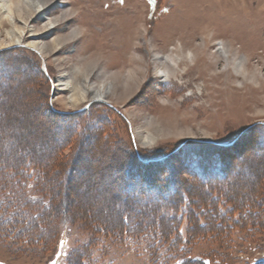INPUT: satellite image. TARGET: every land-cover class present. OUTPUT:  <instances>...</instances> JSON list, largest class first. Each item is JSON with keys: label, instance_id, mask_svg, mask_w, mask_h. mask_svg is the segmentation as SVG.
<instances>
[{"label": "rangeland", "instance_id": "rangeland-1", "mask_svg": "<svg viewBox=\"0 0 264 264\" xmlns=\"http://www.w3.org/2000/svg\"><path fill=\"white\" fill-rule=\"evenodd\" d=\"M43 1V12L34 4L23 19L0 18V167L25 155L40 166L54 152L42 178L60 212L54 232L39 229L48 242L1 225L0 264H150L134 244L93 234L79 220L115 226L127 215L131 223H152L155 209L137 216L141 211L121 198L166 208L174 182L187 191L237 176L233 188L243 199L256 192L255 208L264 214V0ZM14 28L22 33L12 42ZM179 46L187 58L182 70L162 73ZM59 80L108 94L75 104L74 91L62 90ZM147 136L152 145H143ZM130 154L142 168L132 166ZM147 170L162 187L170 181L168 189L147 191ZM7 180H0V223L33 215L31 201L44 198L26 181ZM250 226L228 227L222 234L229 239L187 242L184 216L179 248L211 264H257L264 229Z\"/></svg>", "mask_w": 264, "mask_h": 264}, {"label": "trees", "instance_id": "trees-1", "mask_svg": "<svg viewBox=\"0 0 264 264\" xmlns=\"http://www.w3.org/2000/svg\"><path fill=\"white\" fill-rule=\"evenodd\" d=\"M63 125L66 126V123H63ZM65 141L64 139V142ZM65 143L67 144L68 140ZM114 146L116 147V145ZM55 156L56 154L53 152L51 156L52 161L47 164H39L40 166L31 160L33 159L32 157L27 155L17 158L13 163H3L0 167V180H2V182H5L7 179L10 182L15 179L18 180L19 183L26 181L33 186L35 191L39 192L44 198L42 200L44 202L37 205L39 203L37 202L38 199L36 201L32 200V207L34 206L36 208V210L32 212L34 213L33 215L25 217L23 214L17 213L13 217L6 219L7 221L1 222L0 226L6 227L11 225L13 228H21L18 233L25 236L29 241L48 242L51 236L47 234V231L50 228V232H54V228L50 225L52 221H54L53 219H56V215H59L60 209L56 203V205L53 204V200H49V197L53 198L54 191L52 186L42 178V173L43 170L48 171V169L52 167V162L56 159ZM130 157L132 166L139 165L140 168L143 167L142 164L140 165L138 162H134L136 158L134 159L135 156L133 154H130ZM237 166L238 168L236 169L241 168L239 165ZM39 167H41V170L38 169ZM123 172L124 176L128 174V170H124ZM147 172L148 170L142 172V175L149 174L152 176V179L145 181V186H147L145 189L155 193V187L163 182L154 178L156 175L155 171H153L155 174L152 173V171H149V173ZM157 179H159V176ZM8 180L7 183L9 182ZM239 180L237 176H233L230 180L226 179L221 182H196L194 186L201 189L195 190L196 187L193 188L192 186L190 190L187 191L183 188L179 191L178 188H176L178 184L174 182V187L172 188L173 192L168 196V200L166 199V208H163L161 203H152L150 201L136 206V203H138L137 201H139L137 199L138 196L133 197V199H130V196L129 198L126 196L124 199L121 198V201L128 205V210L134 209L135 207V209L141 211L140 214L136 213L137 216H144L146 210L150 209V211H153V209H155L153 211V214L156 215L154 217L155 221L152 223L150 220L147 222L145 221V223L140 220L131 223L127 215L123 216L121 222L115 226H109L107 223L98 219H90V225L87 223V218L80 219L75 216V220L79 218L81 223L92 228L90 232H93V234H101L106 237L109 236L117 242L122 241L124 244L126 242L134 244L140 249L142 255L144 254V256L149 258L150 264H211L207 257H185V252L182 248H179L180 242L183 243L179 228L185 216L188 220V227L190 228L185 233V241L187 240V242L206 239V237L209 236L220 238L221 240L229 239L230 236L222 234L228 230V227L243 228L245 225H247V227L252 225L250 227L263 230L264 214L262 213L261 215L259 207L255 208L256 204H258V198L257 200L254 199V197H261L258 196L256 192H252L250 198L243 199L239 196L237 188H233V184ZM122 182L118 186L127 193V190H124L126 189L127 182ZM169 183L170 181L165 184V188L159 185V189H168ZM192 188L193 191H191ZM139 192L141 195L143 194L141 190H139ZM24 204L27 205V203ZM191 206L195 207L196 211H193ZM186 207H188V209ZM161 211L165 214L164 218L161 216ZM201 218L204 220L203 222L200 221ZM22 226L24 227L22 228ZM40 228L47 229L45 234L40 233ZM172 259L176 262L166 263ZM83 260L84 258L82 257L81 263ZM257 264H264V260H260Z\"/></svg>", "mask_w": 264, "mask_h": 264}, {"label": "bare ground", "instance_id": "bare-ground-1", "mask_svg": "<svg viewBox=\"0 0 264 264\" xmlns=\"http://www.w3.org/2000/svg\"><path fill=\"white\" fill-rule=\"evenodd\" d=\"M34 4L36 5L35 11H38L39 9H41L39 12H43L44 11V6H45V2L43 0H0V18H6V22H13L14 16L15 14L17 15L18 18L23 19L24 15H29L33 13V9L32 6ZM1 21V20H0ZM8 23V24H9ZM15 32H9L7 33V36L9 37L10 41L14 42L15 40L19 41L21 39V29L19 28H14ZM14 44V43H13ZM220 44V48L222 49V52L225 54L226 51L224 50V46ZM42 49V48H40ZM176 53L171 54L168 57L169 61H167L166 63H164V70H162V73H169L172 75H176L179 71L178 70H182L180 69L181 65L185 64L187 60V58L184 56V49L182 46H179L178 49L175 50ZM183 53V54H182ZM190 54V57H188V61L189 59H191L190 61L193 62V58H195V53L189 51L188 52ZM11 57V56H10ZM14 57V56H13ZM225 59L226 62H228L227 59V55L225 54ZM10 60V59H9ZM20 61V60H18ZM13 62V61H12ZM169 62V63H168ZM10 63V62H9ZM242 65V64H241ZM58 86H65L66 88H62V90H71L74 91L73 95L70 96L71 98V102L73 103H78L81 99H87L89 98L91 101L93 102H102L103 100L106 99L107 97V91H105V88H100V89H77L75 88L73 85L70 87V89H68L67 87H69L68 83L62 84V80H59L58 82ZM80 93V94H78ZM153 140L150 136L145 137V143H143V145H152L153 144ZM155 141V140H154ZM155 143V142H154Z\"/></svg>", "mask_w": 264, "mask_h": 264}]
</instances>
